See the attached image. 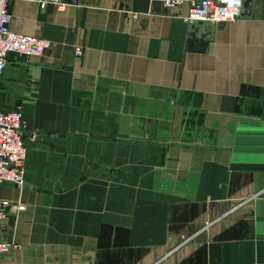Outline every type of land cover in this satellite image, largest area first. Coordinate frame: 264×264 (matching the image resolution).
Segmentation results:
<instances>
[{"label": "crops", "instance_id": "crops-1", "mask_svg": "<svg viewBox=\"0 0 264 264\" xmlns=\"http://www.w3.org/2000/svg\"><path fill=\"white\" fill-rule=\"evenodd\" d=\"M64 1L10 4L14 30L59 46L10 53L0 78L28 146L24 185L0 183L24 207L0 222V264H264V0L223 26Z\"/></svg>", "mask_w": 264, "mask_h": 264}, {"label": "built area", "instance_id": "built-area-1", "mask_svg": "<svg viewBox=\"0 0 264 264\" xmlns=\"http://www.w3.org/2000/svg\"><path fill=\"white\" fill-rule=\"evenodd\" d=\"M14 0H0V78L7 65L10 53L21 54L27 59L40 58L48 50L58 48L53 40L24 34L11 27L12 14L10 4ZM37 3L45 9L50 4L66 6L64 0H27ZM163 5L176 9L188 6L186 15L180 16L190 24L210 23L223 26L239 19L244 10L245 0H161ZM83 51L76 48V55L81 57ZM25 121L20 111H0V183L8 182L17 186L25 183L28 146L25 140ZM37 133H30L31 141L37 139ZM11 208L19 210L23 206H13L6 200H0V222H3ZM9 244L0 242V253L9 250Z\"/></svg>", "mask_w": 264, "mask_h": 264}, {"label": "water", "instance_id": "water-1", "mask_svg": "<svg viewBox=\"0 0 264 264\" xmlns=\"http://www.w3.org/2000/svg\"><path fill=\"white\" fill-rule=\"evenodd\" d=\"M252 6V0H245L244 9L246 13H250ZM189 49L191 51L205 52L209 47V40L206 36H198L196 33L192 34L189 40Z\"/></svg>", "mask_w": 264, "mask_h": 264}]
</instances>
